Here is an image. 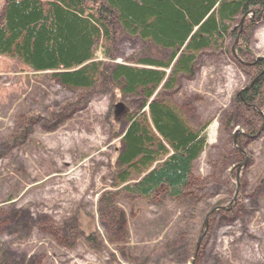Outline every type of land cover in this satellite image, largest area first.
Returning <instances> with one entry per match:
<instances>
[{"label": "rangeland", "instance_id": "1", "mask_svg": "<svg viewBox=\"0 0 264 264\" xmlns=\"http://www.w3.org/2000/svg\"><path fill=\"white\" fill-rule=\"evenodd\" d=\"M259 14L236 20L244 53L224 39L199 53L192 78L176 76L173 90L156 93L190 127L206 124L192 188L178 200L163 189L136 198L111 179L125 114L144 111L141 95L100 80L66 88L0 55V264H264V82L258 115L237 100L252 75L264 76ZM107 45L104 63L138 66L139 40L116 28Z\"/></svg>", "mask_w": 264, "mask_h": 264}, {"label": "trees", "instance_id": "2", "mask_svg": "<svg viewBox=\"0 0 264 264\" xmlns=\"http://www.w3.org/2000/svg\"><path fill=\"white\" fill-rule=\"evenodd\" d=\"M262 9L264 0H4L0 55L19 60L32 72L50 73L66 88L86 91L100 80L122 96L141 95L147 110L125 114L111 179L118 191L135 197L147 200L163 189L178 200L192 188L193 162L205 148L206 124L192 128L175 104L157 96L148 100L157 89L173 90L176 76L192 78L203 49L224 45V39L234 42L237 18ZM116 28L143 43L138 66L104 63H111L107 44ZM100 41L105 42L100 46L104 57L97 59ZM246 44L240 32L238 53H244ZM148 45L164 56L153 55ZM259 62L261 70L264 61ZM263 82L264 76L257 77L237 100L254 104Z\"/></svg>", "mask_w": 264, "mask_h": 264}, {"label": "bare ground", "instance_id": "3", "mask_svg": "<svg viewBox=\"0 0 264 264\" xmlns=\"http://www.w3.org/2000/svg\"><path fill=\"white\" fill-rule=\"evenodd\" d=\"M123 33V32H122ZM123 35H125V34H123ZM125 36H127V37H130V36H128V35H125ZM131 38V37H130ZM134 39H137V38H134ZM137 40H139V39H137ZM140 41V40H139ZM141 42V41H140ZM141 46H143V43L141 42ZM142 48V47H141ZM120 63H122V62H120ZM124 63V62H123ZM158 91V89L157 90H155V92H157ZM215 127H216V125L215 124H213L212 125V130H211V135H214V130H215Z\"/></svg>", "mask_w": 264, "mask_h": 264}, {"label": "flooded vegetation", "instance_id": "4", "mask_svg": "<svg viewBox=\"0 0 264 264\" xmlns=\"http://www.w3.org/2000/svg\"><path fill=\"white\" fill-rule=\"evenodd\" d=\"M252 85V84H251ZM251 87V86H250Z\"/></svg>", "mask_w": 264, "mask_h": 264}]
</instances>
